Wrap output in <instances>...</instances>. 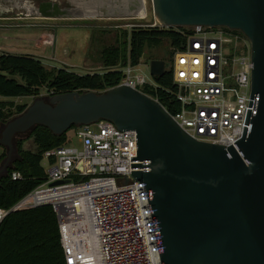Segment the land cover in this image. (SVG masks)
Segmentation results:
<instances>
[{"label": "water", "instance_id": "95a60500", "mask_svg": "<svg viewBox=\"0 0 264 264\" xmlns=\"http://www.w3.org/2000/svg\"><path fill=\"white\" fill-rule=\"evenodd\" d=\"M150 1L153 18L166 29L223 27L247 38L254 105L236 150L194 140L156 100L118 85L33 100L2 124L0 148L6 157L0 176L16 154L14 139L34 127L60 136L73 126L108 121L136 134V160L145 162V170L132 172L124 182L142 183L148 192L163 264H264V0ZM73 10L46 2L35 13L82 18ZM127 11L104 10L103 17L136 18L130 14L133 7ZM168 68L164 61H149L152 78Z\"/></svg>", "mask_w": 264, "mask_h": 264}, {"label": "built area", "instance_id": "2783aa9c", "mask_svg": "<svg viewBox=\"0 0 264 264\" xmlns=\"http://www.w3.org/2000/svg\"><path fill=\"white\" fill-rule=\"evenodd\" d=\"M133 27L164 28L154 18L128 25ZM186 28L172 62L180 108L167 113L194 140L236 150L254 105L250 44L239 31ZM135 67L121 69L118 85L142 93L153 83L133 74ZM136 156L134 131L104 120L76 127L67 144L44 152V181L11 207L0 208V224L11 213L47 205L56 217L63 264H163L148 192L142 183L124 182L145 170ZM10 177L21 179L16 172Z\"/></svg>", "mask_w": 264, "mask_h": 264}, {"label": "trees", "instance_id": "16d2710c", "mask_svg": "<svg viewBox=\"0 0 264 264\" xmlns=\"http://www.w3.org/2000/svg\"><path fill=\"white\" fill-rule=\"evenodd\" d=\"M186 30V27L125 29L112 46L101 51L103 70L92 74L50 68L29 54L0 52V97L3 98L0 100V124L26 109L27 104L16 102L21 98H36L41 92L50 98L67 92H104L116 87L121 81L123 67L127 64L138 66L146 50L162 48L164 42L162 56L155 60L168 63L169 68L163 76L152 78V86L142 87L141 91L174 114L180 105L172 83L173 54L182 48L185 39L180 31ZM112 68L115 69L110 70ZM67 132L56 136L45 127L36 126L26 137L14 139L17 158L0 176V208L11 207L44 181L43 154L67 144ZM29 140L35 146L34 151L24 149ZM5 157L3 149L0 163ZM12 172L20 174L21 179L11 180ZM0 264H63L56 217L50 206L17 211L4 218L0 224Z\"/></svg>", "mask_w": 264, "mask_h": 264}, {"label": "rangeland", "instance_id": "374dc122", "mask_svg": "<svg viewBox=\"0 0 264 264\" xmlns=\"http://www.w3.org/2000/svg\"><path fill=\"white\" fill-rule=\"evenodd\" d=\"M95 1L96 7L97 3L102 2V0H0V9L6 10L0 12V52L33 55L39 58L44 66L65 68L77 74L102 71L104 66L100 53L103 49L112 46L123 35V30L129 29L128 25H141L153 21L150 0H143L146 13L144 18H45L35 12L27 13L24 7L30 5L36 10L41 3L51 2L59 9H76L79 6L84 10L88 8L95 10L91 8ZM165 45L164 42L163 47ZM163 47L146 50L133 74L143 75L152 83L149 61L161 57ZM39 97L48 99L44 92L36 98ZM36 98H21L16 102L30 105ZM2 99L0 97V100ZM1 129L2 124L0 132ZM26 136L27 134L22 135ZM67 137L73 139V129L67 132ZM24 149L34 151L35 146L29 140L24 144ZM2 150L0 148V153ZM15 158L17 154L13 153L11 162Z\"/></svg>", "mask_w": 264, "mask_h": 264}, {"label": "flooded vegetation", "instance_id": "af4514ba", "mask_svg": "<svg viewBox=\"0 0 264 264\" xmlns=\"http://www.w3.org/2000/svg\"><path fill=\"white\" fill-rule=\"evenodd\" d=\"M141 3H143V0H102L101 3H97L98 7H96V1L93 2L91 8H94L95 10L90 8L84 10L79 6H77L76 10H73L72 12L82 15L84 18H89V17L96 18V17H101V15L104 14V10H110V12L120 11V12L128 13L127 9L133 7L135 9V12H137L141 8ZM24 7L27 13L35 14L34 12H36V10L32 6L25 5ZM1 11H6V10L2 8L0 9V12Z\"/></svg>", "mask_w": 264, "mask_h": 264}, {"label": "bare ground", "instance_id": "6f19581e", "mask_svg": "<svg viewBox=\"0 0 264 264\" xmlns=\"http://www.w3.org/2000/svg\"><path fill=\"white\" fill-rule=\"evenodd\" d=\"M70 13L73 14L74 16H82V15L76 14L74 12H70ZM130 14L131 15H135L137 18H144L146 16V13L144 11V5H143V3H141V8L139 9V11H137V12H131ZM130 14H127V15L129 16ZM47 15L50 16V14H47ZM103 16H106L105 13L103 15H101V17H103ZM82 18H84V17L82 16Z\"/></svg>", "mask_w": 264, "mask_h": 264}]
</instances>
